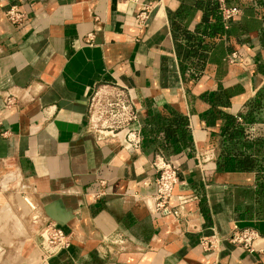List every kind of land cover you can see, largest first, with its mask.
I'll use <instances>...</instances> for the list:
<instances>
[{
  "label": "crops",
  "instance_id": "1",
  "mask_svg": "<svg viewBox=\"0 0 264 264\" xmlns=\"http://www.w3.org/2000/svg\"><path fill=\"white\" fill-rule=\"evenodd\" d=\"M226 1L253 4L252 15L213 35L217 0H0V264H264V3ZM12 4L27 17L20 26L5 16ZM233 50L243 59L228 64ZM104 87L125 89L137 150L125 129L91 128L88 99ZM167 110L186 119V144L152 121ZM160 155L178 163L180 220L141 200ZM12 196L64 218L70 246L43 259L39 222L5 214ZM232 228L255 229L258 250L229 242ZM211 235L205 251L199 240ZM107 236L124 249L100 252Z\"/></svg>",
  "mask_w": 264,
  "mask_h": 264
},
{
  "label": "built area",
  "instance_id": "2",
  "mask_svg": "<svg viewBox=\"0 0 264 264\" xmlns=\"http://www.w3.org/2000/svg\"><path fill=\"white\" fill-rule=\"evenodd\" d=\"M217 14L224 30L229 28V23L237 17L244 9V4H229L226 0H217ZM151 5L144 7L137 15L138 22L145 24L149 17ZM6 18L15 25H22L26 22L25 13L16 4L10 5L5 10ZM85 43L92 44V34L85 35ZM243 59L238 50H233L227 54L225 61L233 64ZM29 96L26 90L17 92H8L6 104L8 106L18 105L24 97ZM88 118L92 129L102 132L117 134L125 129V143L134 150L140 147L142 136L139 128L131 129L129 125L135 121L137 114L125 89L120 87L100 88L91 93L88 99ZM177 156V155H176ZM175 156V157H176ZM157 171V176L152 182L145 183L148 192L141 200L154 213L162 216H171L176 220L185 217L183 202L173 206L172 192L173 188L179 182L178 163L163 155L158 156L153 163ZM28 205L34 209V206L27 201ZM35 221L39 222L37 233L39 236V245L43 259H47L63 249L70 246V233L65 230L62 224L52 220H45L38 214L33 216ZM259 233L252 228H232L227 236V240L242 248L254 251L258 250L255 241L260 239ZM217 238L214 235L202 236L199 244L205 251H210L216 247ZM125 241L120 237H103L99 251L103 254H116L123 250Z\"/></svg>",
  "mask_w": 264,
  "mask_h": 264
},
{
  "label": "trees",
  "instance_id": "3",
  "mask_svg": "<svg viewBox=\"0 0 264 264\" xmlns=\"http://www.w3.org/2000/svg\"><path fill=\"white\" fill-rule=\"evenodd\" d=\"M259 3H264V0H258ZM253 4H250L247 6L246 11L250 12L252 15V9H253ZM215 22L212 26H210V31L213 35H220V32L226 31L228 34L231 30H223V27L220 22V18H215ZM230 34V33H229ZM264 36V33L262 34ZM229 119H232L231 116H229ZM157 122L160 124V126L165 130L167 138L169 140H172L175 142V145L177 143H182L183 145L186 144V135H187V128L186 124L187 121L184 117L178 116L173 114L171 111L167 110L166 112L162 114H154L152 116V121ZM176 147V146H175Z\"/></svg>",
  "mask_w": 264,
  "mask_h": 264
},
{
  "label": "rangeland",
  "instance_id": "4",
  "mask_svg": "<svg viewBox=\"0 0 264 264\" xmlns=\"http://www.w3.org/2000/svg\"><path fill=\"white\" fill-rule=\"evenodd\" d=\"M30 199H28V202L31 204V205H33L34 206V209H32L29 205H28V203H27V201H24V203H20L19 205H18V200L17 199H15L13 196H12V202H11V205H9L10 206V209H11V212H13V211H15V210H17L18 209V211H20V212H22V214H24V215H22V218H23V220H20L21 221V223H22V225H23V227H24V225L26 226H28V227H33L32 225V222L34 221V219H33V216H35L36 214H38V212H37V208H36V206H35V204H34V202L32 201V199L29 201ZM12 207V208H11ZM9 208V207H8ZM10 211V210H9ZM9 211H7L8 213H9ZM17 219L15 218V221H16ZM24 223V224H23ZM14 224V220H11L10 221V225L8 226V224L7 225H5V226H8V227H12V225ZM9 231V229H7V232Z\"/></svg>",
  "mask_w": 264,
  "mask_h": 264
},
{
  "label": "water",
  "instance_id": "5",
  "mask_svg": "<svg viewBox=\"0 0 264 264\" xmlns=\"http://www.w3.org/2000/svg\"><path fill=\"white\" fill-rule=\"evenodd\" d=\"M45 213L54 221L58 222L59 224H63L65 222L64 218H61L56 215L49 207L44 208Z\"/></svg>",
  "mask_w": 264,
  "mask_h": 264
},
{
  "label": "bare ground",
  "instance_id": "6",
  "mask_svg": "<svg viewBox=\"0 0 264 264\" xmlns=\"http://www.w3.org/2000/svg\"><path fill=\"white\" fill-rule=\"evenodd\" d=\"M10 205H11V204H10ZM6 206H7V205H5V207H6ZM7 207H9V208H10L9 204H8V206H7ZM7 207H6V208H7ZM6 208H5V209H6ZM11 208H12V207H11ZM7 209H8V208H7ZM9 210H10V211H9ZM9 210H8V211H9V213H10V212H11V209H9ZM5 214H8V212L6 211V213H5ZM12 214H13V213H12ZM2 217H3V216H2Z\"/></svg>",
  "mask_w": 264,
  "mask_h": 264
}]
</instances>
